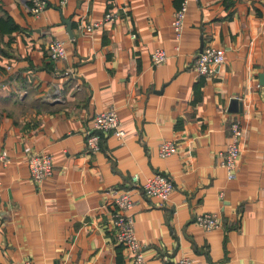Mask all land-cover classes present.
Returning a JSON list of instances; mask_svg holds the SVG:
<instances>
[{"label":"crops","instance_id":"1","mask_svg":"<svg viewBox=\"0 0 264 264\" xmlns=\"http://www.w3.org/2000/svg\"><path fill=\"white\" fill-rule=\"evenodd\" d=\"M0 0V264H135L117 239L113 189L170 176L167 200L135 188L130 209L147 264H264V0H193L181 37L172 22L180 0ZM118 16L96 27L107 12ZM74 35V38H71ZM54 37L67 58L52 60ZM226 49L212 76L194 69L204 47ZM163 48L156 66L152 52ZM263 77V78H262ZM243 108L230 111L231 100ZM115 106L122 140L102 138L86 152L96 113ZM242 120L237 176L220 152ZM164 140L178 144L160 157ZM47 152L43 182L28 155ZM219 214L222 227L195 222Z\"/></svg>","mask_w":264,"mask_h":264},{"label":"built area","instance_id":"2","mask_svg":"<svg viewBox=\"0 0 264 264\" xmlns=\"http://www.w3.org/2000/svg\"><path fill=\"white\" fill-rule=\"evenodd\" d=\"M32 1L31 11L34 15L40 14L48 5L47 0H30ZM193 0H182L180 6L174 13L175 17L172 22L174 32L177 37H181L182 30L186 20L189 3ZM66 3L67 0H62ZM114 12H107L104 19L101 21L92 22L86 26V33L89 35L96 27L105 25L108 21L115 20L118 16ZM74 38V37H73ZM50 57L52 60H63L67 58L65 42L57 37L51 40L49 44ZM169 58V53L163 49H155L152 52V62L159 66L166 62ZM226 60V49L218 47H204L195 58V70L201 75L212 76L218 72V69ZM233 140L221 152V165L225 167L228 179L233 180L237 176L239 159L241 157V145L243 141V126L242 120L233 117L232 124ZM113 134L117 139L122 140L125 135L123 122L120 120L118 109L115 106L110 107L106 111L96 113L93 117L92 130L88 132L86 138V152H97L102 147V138ZM178 151V144L172 140H164L158 147V155L160 157H170ZM0 160L7 163L10 161L8 154L4 151L0 153ZM27 160L31 169V176L38 183L43 182L49 175L52 174L55 164L51 154L47 152H39L30 154ZM139 188L141 192L150 197H157L160 200H167L173 193L175 187L174 180L166 175L157 173L141 182L140 176L134 174L129 188L119 190L113 189L114 197V213L113 225L116 229L118 241L126 246L129 252L132 253L133 263L147 264L144 254V246L139 240L136 229L134 228V220L129 212L135 204L134 190ZM264 189V186H263ZM195 222L199 226H203L206 230H214L222 227V220L219 214L211 212H202L196 216ZM176 264H193L191 257L183 255L175 261ZM23 264H34L26 260Z\"/></svg>","mask_w":264,"mask_h":264},{"label":"water","instance_id":"3","mask_svg":"<svg viewBox=\"0 0 264 264\" xmlns=\"http://www.w3.org/2000/svg\"><path fill=\"white\" fill-rule=\"evenodd\" d=\"M73 37H74V35H72L71 38H73ZM200 49H201V51H202V47H201ZM262 78H263V77H262ZM231 102H232V103H231V106H230V111H231V112H233V111H238L240 107L243 108L242 103H240V102L238 101V99L233 98V99L231 100Z\"/></svg>","mask_w":264,"mask_h":264},{"label":"trees","instance_id":"4","mask_svg":"<svg viewBox=\"0 0 264 264\" xmlns=\"http://www.w3.org/2000/svg\"><path fill=\"white\" fill-rule=\"evenodd\" d=\"M182 0H180V4H181ZM179 4V5H180ZM32 7V6H31ZM10 24V20L8 19V16L7 15H4V17H1L0 18V27L1 26H5V25H9ZM102 140V139H101ZM103 141V140H102Z\"/></svg>","mask_w":264,"mask_h":264}]
</instances>
